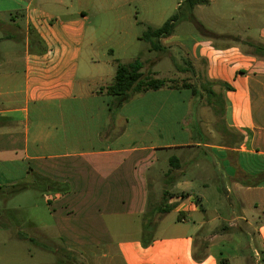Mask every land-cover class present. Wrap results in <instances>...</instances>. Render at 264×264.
<instances>
[{
  "label": "crops",
  "instance_id": "crops-1",
  "mask_svg": "<svg viewBox=\"0 0 264 264\" xmlns=\"http://www.w3.org/2000/svg\"><path fill=\"white\" fill-rule=\"evenodd\" d=\"M0 1L11 22L0 43L24 47L0 51V199L30 188L44 199L29 215L0 207V264H264V181H247L264 174V57L254 50L264 0H228L244 22L222 45L195 37L190 49L192 37L172 35L160 51L148 43L158 58L116 66L85 54L84 12L60 20L36 0ZM173 47L205 77L197 93L165 87L125 102L107 93L118 63L140 60L159 78L153 68ZM165 192L177 220L166 215L144 247L142 216Z\"/></svg>",
  "mask_w": 264,
  "mask_h": 264
},
{
  "label": "rangeland",
  "instance_id": "rangeland-1",
  "mask_svg": "<svg viewBox=\"0 0 264 264\" xmlns=\"http://www.w3.org/2000/svg\"><path fill=\"white\" fill-rule=\"evenodd\" d=\"M185 0H36L34 6L48 13L55 14L60 20L77 19L84 12L88 19L86 33L85 54L93 52L97 60H111L116 66V60L133 61L137 58L155 59L159 53L149 52V44L145 40H139L149 27H161L174 15H178L174 37L188 38L183 42L192 49L197 38L208 39L212 42L223 44L225 35L233 32H241L244 22V13L238 4H230L228 0H209V4H201L193 11L189 9ZM1 4V1H0ZM264 19V14H263ZM21 26L23 19L15 18ZM11 24L9 16H0V37L11 33L10 28L4 27ZM262 28L264 29V23ZM24 49L23 40H3L0 43V51H12ZM110 51L114 53L111 54ZM175 57L165 56L153 68L159 78L175 80L177 83L189 82L202 86L206 82L202 72L193 73L187 61H182L184 51L173 47ZM85 54L78 71V79H81L85 70ZM182 67L186 71H182ZM147 76H151L149 73ZM183 77H185L183 79ZM94 83L92 82V85ZM237 137V136H236ZM214 187V186H213ZM214 189V188H212ZM152 200L156 199L159 189L154 186ZM210 192V189L206 193ZM11 195V194H9ZM158 194V199H159ZM160 200L163 198L160 196ZM32 202L40 204V212H43L44 199L42 191L38 188L23 189L22 194L8 197L4 201L0 199V207L15 208L19 205L25 207L20 211L21 215H29L34 209L27 206ZM177 213L171 211L166 216V221L177 220ZM22 232L29 233L28 229ZM8 237L0 233V246H7ZM27 246L35 249L31 242ZM36 252V251H35ZM50 259H53L50 257ZM55 259H57L55 257Z\"/></svg>",
  "mask_w": 264,
  "mask_h": 264
},
{
  "label": "trees",
  "instance_id": "trees-1",
  "mask_svg": "<svg viewBox=\"0 0 264 264\" xmlns=\"http://www.w3.org/2000/svg\"><path fill=\"white\" fill-rule=\"evenodd\" d=\"M208 0H185L191 11L196 6L207 4ZM178 15H174L166 21L161 27H149L142 38L150 44L153 51H160L162 49L161 39L168 38L174 34ZM254 50L258 55L264 57V45H254ZM144 64L140 60L133 63L121 64L118 63L117 71L113 82L106 88L109 95L117 97L121 102L130 99L133 94L147 92L151 90H159L162 88H189L194 93H197L195 86L189 82L177 83L175 80L155 78L147 76L143 72ZM247 181H252L251 184L264 181V174L259 177H247ZM183 197H188V194L180 193ZM176 196L173 193H164L161 204L152 209H148L142 216L143 238L141 243L144 247H148L153 242L154 233L156 232L159 223L162 219L174 210L175 206L169 205V200ZM194 259L200 262L202 259L194 255ZM220 264H226L225 260H221Z\"/></svg>",
  "mask_w": 264,
  "mask_h": 264
}]
</instances>
